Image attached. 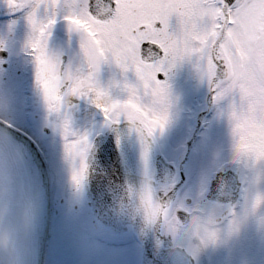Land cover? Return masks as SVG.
<instances>
[{
	"label": "snow or ice",
	"instance_id": "obj_1",
	"mask_svg": "<svg viewBox=\"0 0 264 264\" xmlns=\"http://www.w3.org/2000/svg\"><path fill=\"white\" fill-rule=\"evenodd\" d=\"M0 8L22 14L28 26L24 49L58 138L50 169L54 189L67 201L61 206L68 226L62 242L79 264H129L114 219L138 226L144 250L131 264H200L222 235L239 236L243 223L264 208L259 195L250 204L245 195L239 211L229 207L226 214L216 203L196 205L177 195L169 178L158 180L151 166L154 147L174 121L168 81L186 62L206 80L214 102L238 98L229 121L240 161L250 170L264 165V0H0ZM61 21L69 45L73 37L77 42L67 64L49 47ZM105 66L118 69L121 79L104 84ZM72 99L85 100L102 114L98 132L73 127L65 110ZM6 103L0 95V106ZM108 134L117 146L125 139L138 145V183L118 185L115 173L109 175L106 144L95 142ZM6 153L18 155L19 149L0 133V264H32L42 193L30 178L17 211L15 193L3 183ZM261 176L264 172L257 173L254 188ZM257 228L264 234V218Z\"/></svg>",
	"mask_w": 264,
	"mask_h": 264
},
{
	"label": "flooded vegetation",
	"instance_id": "obj_2",
	"mask_svg": "<svg viewBox=\"0 0 264 264\" xmlns=\"http://www.w3.org/2000/svg\"><path fill=\"white\" fill-rule=\"evenodd\" d=\"M10 24H14L11 31H9ZM27 35L28 26L24 16L22 14L11 16L3 8H0V41H3V47L0 48V85H12V113L21 115L20 111L27 108L28 112H26L28 114L25 115L27 117L25 119L32 118L33 121L39 123L40 127H44L45 123L49 124V117L42 99L35 89L32 58L24 49ZM49 47L50 51L61 55L65 64L74 58L77 49L76 38L73 37L72 43L69 45L66 26L62 21L54 27ZM177 67L172 72L170 79L174 117L171 126L173 135L176 138H182L183 135L186 143L193 135L197 125V117L206 112L197 142L204 132L209 131L210 136H208V139L223 144L224 148L230 150L227 153L225 150L224 152L229 158L235 160L232 166L225 165L216 172L226 174L233 171L235 175V201H213L208 199L211 179L206 192L203 194L202 204L206 202L219 204L224 208L225 214L229 207H235L239 211L240 206L245 202V195L249 204L257 195L264 197V176H261L257 187L252 186L257 173L264 172V165L258 166L256 170H250L240 161L238 142L232 135V126L229 121L231 106L234 102L238 103V98L226 97L219 102H214V93L210 91L206 80L201 81L194 70L193 63H188L184 74H179ZM65 110L70 114L71 119L76 121V130L79 129L80 123L86 122L88 113L96 111L87 101L81 99H72L71 104ZM51 119L54 121L55 117ZM50 132V130L46 132L44 129L45 134L48 135ZM155 151L158 153L157 146ZM184 168L185 165L183 171ZM246 189L248 190L245 191ZM62 203H65V200H62ZM262 218H264V208L243 223L239 236L229 239L226 235H222L221 243L212 248L216 263L246 264V261H244L245 256H250L252 260L250 259L248 264H256L257 260L252 256H255V253H261L263 254L261 258H263L258 260L260 264H264V234L258 231L257 228V223ZM141 255L142 250L140 249V253L136 252L132 255V261L138 259ZM239 256L242 259H239ZM124 259L128 261L127 255L124 256ZM204 259L205 253L200 257V264H203ZM61 264L65 263L61 261ZM66 264L71 263L67 262ZM72 264H79L78 255L74 257Z\"/></svg>",
	"mask_w": 264,
	"mask_h": 264
},
{
	"label": "rangeland",
	"instance_id": "obj_3",
	"mask_svg": "<svg viewBox=\"0 0 264 264\" xmlns=\"http://www.w3.org/2000/svg\"><path fill=\"white\" fill-rule=\"evenodd\" d=\"M187 66V62L178 65L177 72L179 74H184L186 72ZM128 78L130 80L134 79L131 73L128 74ZM113 79H121L119 70L115 67L105 66L101 72V81L104 84H107L110 80ZM168 83L170 84V80L168 81ZM8 85L9 84L0 85V95H5L4 97H6L8 101V103L4 104L3 106H0V116L10 123H12L13 121V123H15L17 126L33 134L34 136H31H33L34 141L40 146L39 148L44 153L45 159L47 160L50 166V156L54 147L58 145V138L51 130L48 123H45L44 127H40L39 123L33 121L32 118H29L28 120L25 119L27 118L26 116L28 114L27 108L26 110L25 108H23L22 111H20L21 115L12 113V85H9V87ZM101 117L102 114L99 113V111H97L96 113H88L86 115V122L80 123V127L79 129L77 128V131L98 132L99 126L103 123V118ZM72 123L73 127L76 129V121L72 120ZM46 128L51 131L48 135L44 133V129ZM208 132H204L202 134L201 139L197 142L195 148L191 153L189 161L185 165L184 176L186 177V184L179 193V196H187L189 200L192 203H195L196 205L202 204L201 200L204 197L203 194L206 192L209 182L213 178L214 174L219 171L223 166H232L235 162V160L229 158L226 154L228 151H230L229 149H227L226 147L224 148V145L218 143V141L216 140L212 141L208 139V136H210ZM185 149L186 148L183 135L182 138H176L172 133V128L169 129L166 136L157 145V151L175 167H178L181 160L183 159ZM224 150L226 153L224 152ZM178 179L179 174H177L175 182ZM62 200H65V204H67L66 198L63 197V194L57 193L56 191L55 199L53 202L54 206L51 221V231L49 236L50 240L48 243L49 254L47 264H61V261L65 264L67 262L72 264L74 257L77 256V254L72 251L66 243L62 242V239L68 227L65 220L64 210L61 207L64 204L62 203ZM121 237L122 240L119 247L124 250V253L125 255H127L130 264V261H132V255L136 252L140 253L141 246L138 244L136 240V235L132 231V229H129L125 234H122ZM255 254V256H252L257 260L255 263L260 264L259 260L263 258H261L263 254ZM239 259H242V257L239 256ZM250 259V256H245L244 261H246V264H248V261ZM205 261L207 264H217L215 258L213 257L212 248H209L205 252V259L203 260V264H205Z\"/></svg>",
	"mask_w": 264,
	"mask_h": 264
},
{
	"label": "water",
	"instance_id": "obj_4",
	"mask_svg": "<svg viewBox=\"0 0 264 264\" xmlns=\"http://www.w3.org/2000/svg\"><path fill=\"white\" fill-rule=\"evenodd\" d=\"M203 116L204 115H201L199 117V125L196 129L195 136L187 145L188 149L185 159L182 162V165L188 160L191 148L196 138V134L198 133V130L201 126ZM0 133H4L10 136L11 139L15 142L17 148L19 149L18 155L14 154L9 157L7 153L5 154L7 158L8 174L3 180L5 188L10 192L15 193L16 199L13 201V205L17 209V211H19L23 204V201L20 198V193L22 189L26 190L30 178L34 180L41 189V209L38 215L37 228L35 233L36 255L34 260L32 261V264H37L47 219V197L45 192L44 176L39 169L38 163L33 158L30 146L24 138L20 137L19 135L2 125H0ZM101 141L105 142L107 153L110 157V166L108 168L109 175L112 176V174L115 173L114 178L117 179L118 185L122 182L138 183L141 177L138 145L134 141H129L125 139L120 146H117L115 138L110 134L105 135L102 138L97 137L95 142L97 144H100ZM41 164L43 165L45 178L47 181L45 166L42 159ZM151 166L153 175L158 180L167 177L170 181H172L173 176L175 174L174 167L168 164L161 156H156L154 149L152 153ZM184 182L185 179L184 177H182L181 182L175 186L176 194L178 190L182 187ZM234 189L235 179L233 173L230 172L226 176H221V174H218L211 184L209 198L218 201H234ZM128 225H131L133 227L134 232L137 234L138 226L131 224L127 220L121 221L114 219L112 223V226L119 233L127 231ZM138 240L140 243L143 244V241H141L139 238ZM151 252L152 250L149 249V254L146 257L149 262H151V260L153 259ZM169 255L171 256L173 254L169 253ZM157 264H159V261H157ZM169 264H172V262L169 261Z\"/></svg>",
	"mask_w": 264,
	"mask_h": 264
},
{
	"label": "bare ground",
	"instance_id": "obj_5",
	"mask_svg": "<svg viewBox=\"0 0 264 264\" xmlns=\"http://www.w3.org/2000/svg\"><path fill=\"white\" fill-rule=\"evenodd\" d=\"M41 157H42V160L44 162L45 171H46V175H47V181H48V190L50 192V197H51V201H52V198H53V194H54L55 189L53 187V184H51V182L49 180L51 178V171H50L49 164L47 163L46 159H44L45 157L42 156V154H41ZM52 212H53V210H52V207H51V210H50V215L51 216H52Z\"/></svg>",
	"mask_w": 264,
	"mask_h": 264
}]
</instances>
